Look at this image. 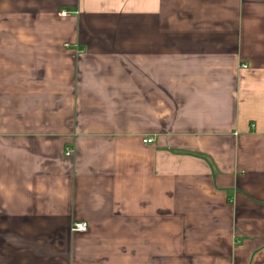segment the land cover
Segmentation results:
<instances>
[{
  "label": "crops",
  "instance_id": "crops-1",
  "mask_svg": "<svg viewBox=\"0 0 264 264\" xmlns=\"http://www.w3.org/2000/svg\"><path fill=\"white\" fill-rule=\"evenodd\" d=\"M0 264H264V0H0Z\"/></svg>",
  "mask_w": 264,
  "mask_h": 264
},
{
  "label": "built area",
  "instance_id": "built-area-1",
  "mask_svg": "<svg viewBox=\"0 0 264 264\" xmlns=\"http://www.w3.org/2000/svg\"><path fill=\"white\" fill-rule=\"evenodd\" d=\"M60 17H66L67 14L65 12L59 14ZM152 142L151 139H143L142 143L147 145ZM66 156H69V153H66ZM88 230V225L86 223H73L71 226V232L73 233H85Z\"/></svg>",
  "mask_w": 264,
  "mask_h": 264
}]
</instances>
